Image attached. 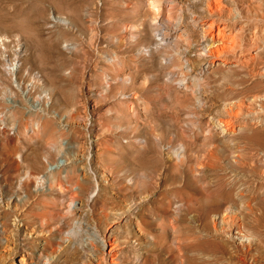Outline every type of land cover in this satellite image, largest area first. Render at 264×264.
<instances>
[{
    "label": "rangeland",
    "instance_id": "374dc122",
    "mask_svg": "<svg viewBox=\"0 0 264 264\" xmlns=\"http://www.w3.org/2000/svg\"><path fill=\"white\" fill-rule=\"evenodd\" d=\"M227 7L220 17L205 0H0L10 16L0 18V264H90L94 226L137 246L135 263L151 261L213 235L223 213L240 221L224 237L235 261L262 248L264 0ZM158 19L188 51L184 81L169 78L184 57L146 51ZM223 19L235 47L215 64L201 55V25Z\"/></svg>",
    "mask_w": 264,
    "mask_h": 264
},
{
    "label": "bare ground",
    "instance_id": "6f19581e",
    "mask_svg": "<svg viewBox=\"0 0 264 264\" xmlns=\"http://www.w3.org/2000/svg\"><path fill=\"white\" fill-rule=\"evenodd\" d=\"M227 1L228 0H205V4H206V7L208 8V11L210 13H213V14L220 16V17H224L225 15L229 14V11H228V13H225V11H224L225 7H227ZM252 1H254V0H252ZM8 17H10V16H9V13L7 12V10L0 9V18L3 19V18H8ZM228 18H230V17H228ZM227 23H226V20L223 19V20L216 21V22L211 21L208 23H202V25H201V29H202L201 30L202 31L201 36L203 37L202 38V44H201L202 45L201 55L211 59L212 62H214L215 64L217 62H220V63L223 62V60H222L223 54H225L226 50H229V49H232L235 47V36L232 35L228 31L229 26ZM177 25L179 26L178 23H177ZM182 31H183V34L185 36L184 29ZM155 32H156L155 33L156 34L155 40H154L153 44L149 45L146 48V51L150 52L154 49L157 51H161V50H164L165 47H168V49H172V51H175V52H173L171 55H169L171 51L168 50V53L166 52V53L162 54V58L167 59L168 61L169 60L173 61V57H178V59L184 57V65L180 66V69H182V70L179 73V77H175L176 75H173L172 73L169 75L170 79H173V80L177 79L178 82H180V80L184 81L185 80V54L188 51H187V49L185 50V48H186L185 46L178 48L174 45L175 47L172 48L173 47L172 44L174 42L173 33L175 32V26L171 27V25H167L161 19H158L155 23ZM169 42H172V43L170 44ZM228 44H231L233 46H228ZM170 45H172V46H170ZM109 81H111V79ZM22 92H24V91H22ZM218 123H220L221 126H225L224 129L229 128V126L226 125L222 121H219ZM228 123H229V121H228ZM254 123L256 124V122H254ZM8 126H9V124L4 122L3 119L0 118V135H5L9 132ZM178 152L180 153L181 151L176 150L175 153H178ZM25 177L29 178L28 180H31L34 176L30 175L29 172H27ZM262 180L264 181V178H262ZM261 188L263 189V186H261ZM253 200H256V197L253 198ZM247 204H248V207L253 206V205H251L250 201H248ZM138 209H139V207H138ZM135 210H137V208ZM92 215L94 217V214H92ZM108 216H110V214H108ZM173 218L175 220H179L180 223H184V221H185L184 216H173ZM221 222H222V225L219 228L217 226V221L214 222L213 228L211 230L213 235H211V236L207 235L208 238L205 235H198V236H196L197 239L193 243H188L187 237H186V241L184 244H179V245H175V246H172V245L167 246L166 247V253L167 254L164 258L161 257L160 254H158L157 257L153 258L155 260H151V261H149L146 258H143V254L139 252L140 254L138 256V259H140V260H139V262H136V263L127 254V250L129 247H131L132 250L133 249L137 250L138 249V248H136L137 246H135V245L131 246L127 242H121V240H120L121 237L117 234L116 231H114V228H110L109 230L101 231L97 227L94 226L91 228V231L89 230L90 231V237H89L90 242L87 243L88 249H87L86 254H88V260L90 261L89 262L90 264H200L199 258H202V257H205L206 259H208L205 261L206 264H264L263 258H261V256H263V252H264V243L261 245L262 248H260L259 250H255L254 248H252L253 244L245 246L244 248L242 247L243 248L242 254L239 256L238 261L237 260L235 261V256L232 252V249L228 246V241H230V238L225 240L224 237L225 236L231 237L230 235H231V231H232V228H231L232 225L233 224H239L240 221H239L237 216H230V214H228V213H223V216L221 217ZM118 225H120V224H117V226ZM78 227H79V225H78ZM173 230L175 232L174 236L177 239H180L184 234V227L182 224H180L178 226V228L173 229ZM84 232H86V231L84 230ZM214 235H216L217 238L219 237L220 240H217V238ZM74 236H75V234H74ZM68 239L69 238H67V240ZM241 240H242V238H241ZM99 244H100V246H99ZM97 250L100 251V254L95 256ZM260 254H261V256H260ZM221 255H222V257H220ZM52 256H53V254H52ZM250 258H252V260H253L251 263L249 262ZM46 259H47V256H46ZM6 260L14 262V261H17L18 258L16 256H13L12 254H10L7 256ZM260 260H261V262H259ZM20 261L23 262V264H26L25 259H21ZM42 261L40 259H38V260H36L35 264H45L43 262L46 260H44L43 262Z\"/></svg>",
    "mask_w": 264,
    "mask_h": 264
},
{
    "label": "built area",
    "instance_id": "2783aa9c",
    "mask_svg": "<svg viewBox=\"0 0 264 264\" xmlns=\"http://www.w3.org/2000/svg\"><path fill=\"white\" fill-rule=\"evenodd\" d=\"M10 65L11 66L7 67V72L11 76L12 83L16 84L17 81H18V77H17L16 73L18 72V69L21 68V65L20 64H16V63H12ZM30 79H31L30 81H32L34 83H38V84H40V87H43L44 81H43V79H41L40 76L31 75ZM42 102H43V105H42L41 109L45 113L50 114L49 110H51V97L49 95V92L46 89L43 90ZM53 115L55 116L54 113H53Z\"/></svg>",
    "mask_w": 264,
    "mask_h": 264
}]
</instances>
